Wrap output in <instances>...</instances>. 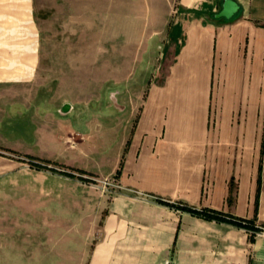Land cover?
Returning <instances> with one entry per match:
<instances>
[{"label": "crops", "instance_id": "crops-1", "mask_svg": "<svg viewBox=\"0 0 264 264\" xmlns=\"http://www.w3.org/2000/svg\"><path fill=\"white\" fill-rule=\"evenodd\" d=\"M233 1L228 18L218 16L226 0H0V124L37 84L49 16H67L66 30L78 33L65 46L99 47L103 79L108 71L115 84L127 77L124 56L161 59L136 122L123 126L118 155L98 166L120 187L43 172L46 182L65 185L66 208L83 209V231L66 235V255L51 253L53 264H264V229L205 219L134 192L264 228V0ZM87 31L98 33L89 39ZM67 103L65 115L77 105ZM47 123L82 142L95 125L102 137L109 129ZM38 130V138L61 142Z\"/></svg>", "mask_w": 264, "mask_h": 264}, {"label": "rangeland", "instance_id": "rangeland-1", "mask_svg": "<svg viewBox=\"0 0 264 264\" xmlns=\"http://www.w3.org/2000/svg\"><path fill=\"white\" fill-rule=\"evenodd\" d=\"M93 17L104 18L103 15ZM67 18L64 15L59 22L60 17H48L54 22L48 24L52 30L46 31L50 39L43 48L37 84L27 86L25 102L15 112L11 109V117L2 121L9 123L0 124V264H53L54 257L50 254L55 252L64 258L66 235L83 231V209L80 205L66 208L65 185L50 177L46 182L43 172L50 169L40 171L32 164L49 166L59 173H73L79 183L95 188L105 189L104 179L118 184L108 175L109 171L106 176L105 172L99 173L98 166L104 160L108 166L118 155L119 142L127 134L123 126L136 122L147 88L156 81L153 72L162 66L161 59L149 61L146 57L131 63L133 56L129 61L124 56L122 71L123 74L128 71L127 77L115 84L107 77V71L103 79L105 68L98 67V46H65L68 38L74 39L72 42L78 38V33L66 30ZM97 33L87 31L86 36L91 39ZM156 45L158 52L160 48ZM82 56L86 68L83 72L79 69L83 65ZM109 65L113 67V63ZM74 100L75 109L65 115L63 104ZM47 122H100L109 129L102 137L95 125L91 137L82 142L70 137L64 125ZM38 129L42 136L48 132L60 137L61 142L46 136L38 138ZM134 192L155 200L160 197Z\"/></svg>", "mask_w": 264, "mask_h": 264}, {"label": "trees", "instance_id": "trees-1", "mask_svg": "<svg viewBox=\"0 0 264 264\" xmlns=\"http://www.w3.org/2000/svg\"><path fill=\"white\" fill-rule=\"evenodd\" d=\"M31 157V156H30ZM34 159V157H32ZM33 167L37 168V169H50L52 171H56L55 168L49 167V166H45L39 163H33L32 164ZM61 173L67 175V176H73V173H68V172H62ZM157 201H159L160 203H164L167 204L171 207H174L176 209H181V210H185V211H189L192 214L201 216L205 219H215V220H231L234 221L237 225L246 227L254 232L257 231H261L263 229V227L257 226L254 222L252 221H248V220H234L233 218H227V216H225L224 214H222L221 212L214 210V209H210V208H197L194 206H190L186 203H179V202H171L168 200H164L161 197L157 198Z\"/></svg>", "mask_w": 264, "mask_h": 264}, {"label": "water", "instance_id": "water-1", "mask_svg": "<svg viewBox=\"0 0 264 264\" xmlns=\"http://www.w3.org/2000/svg\"><path fill=\"white\" fill-rule=\"evenodd\" d=\"M237 10V5L233 0H226L223 10L218 14L219 17L225 16V17H231L235 11ZM71 105L69 103L64 105V110L70 109Z\"/></svg>", "mask_w": 264, "mask_h": 264}, {"label": "built area", "instance_id": "built-area-1", "mask_svg": "<svg viewBox=\"0 0 264 264\" xmlns=\"http://www.w3.org/2000/svg\"><path fill=\"white\" fill-rule=\"evenodd\" d=\"M102 182L105 184V185H104V188H105V189H107V187H108L109 185H118V184H115L114 182H112V181L109 180V179H104Z\"/></svg>", "mask_w": 264, "mask_h": 264}]
</instances>
